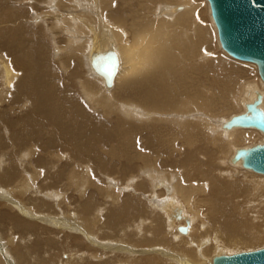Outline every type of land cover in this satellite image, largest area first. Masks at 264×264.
<instances>
[{"label":"bare ground","instance_id":"obj_1","mask_svg":"<svg viewBox=\"0 0 264 264\" xmlns=\"http://www.w3.org/2000/svg\"><path fill=\"white\" fill-rule=\"evenodd\" d=\"M3 1L8 8L14 0ZM35 1L36 4L26 0L27 3H34L35 5L42 0ZM120 2L119 5H116L114 0H48L38 7L41 11L37 13V17H40L44 12L48 13L47 16H49L46 22L42 20V15L38 18V23L41 24H36L34 27L40 32L45 33L44 27L50 26L52 29L48 31L55 32L60 29L67 36L74 37L73 40L79 39L72 41L67 38L64 48H61L58 42L53 41L58 49L56 56L59 57L56 62L59 70H73L69 72V76L68 74L63 75L65 77L57 76L55 70L57 71L58 68L55 69L52 63H46L47 55L44 52L47 51L45 45L48 44H45L46 42L40 43V40L35 39L38 35L35 30L32 29L34 34L32 39H30L32 34L25 32L26 27L22 24L15 31L9 27L0 30V40H5L11 47V49L6 50L17 53L8 56L13 62L6 58L7 52L4 53L3 51V56H0V103L5 107L4 113H0L3 121L1 124L4 126V122L14 121V125L11 126L12 130H10L13 143L0 145L8 147L10 150V153L0 150V206L5 205V202L6 205L9 203L13 208L19 210L20 215H23L22 217L28 219L32 217L31 219L36 221L35 224L25 220L18 221L16 225L18 224L25 231L35 232V229L40 226L39 223L50 224L58 229H64L67 225L70 226L69 231L71 233H78L81 238H86L90 243H95L94 236L85 229L96 228L101 219V207L97 206V212L94 211V215H91L93 216L91 221V218L88 219L85 216L87 209L85 208L83 212L79 213L81 215L77 218L76 224L72 220L75 218L69 216L72 207L71 204L67 203L65 216L61 217L59 223L53 224L46 217H42L44 218L42 219L31 214L34 212L32 207L25 209L15 203L14 200L7 199L10 197L9 191L12 188L9 186L5 190L3 181L11 183L15 180L24 189L30 188L40 191L38 185L41 183L39 181L44 168V165L41 164L48 161L51 164L60 163L63 160L62 153L57 151V148L48 147L38 138L33 139L36 134H39L44 123H50L51 128L42 127L43 135L46 133L48 140L56 146H59L60 141L83 143L85 144V151L88 152L91 147L86 139L83 140V137L88 138L91 133L96 140L103 139L102 142H114L115 145L108 149V154L122 158H136L133 160L148 161L149 159H156V156L160 158V155L163 156L160 154V148L164 149V147L168 148L170 154L175 152L183 154V149H195L197 143L201 142L210 148L209 154L202 153L210 158L211 161L207 162H214L213 155L216 149H218V153L225 152L227 155V164L225 159L216 157L218 162H215L221 166L215 170L220 175L217 174L214 177V175L209 174V170L205 169L206 171H204V168H197V166L192 165L195 162L194 157L197 159V156L200 155L198 150L197 153L190 155L186 152L183 156V168L185 169L182 171L184 173H180L182 171H179L178 168L174 170L157 169V163L143 161L142 167L146 168L145 170L148 172L147 174L145 171L142 172L145 174V181L137 182L134 178L125 184L127 187L130 185L135 196L143 194L149 203L154 198L153 195L156 196L157 199L153 201V204H149L152 211L149 210L150 208L148 209L145 200L140 199L142 196L134 197L123 208L127 210L120 212V216L115 214V218L118 221H124L128 215L134 222V218L138 217L137 219H139L148 213L149 216L153 214L150 218V224L145 226L147 222L142 221L138 226L128 224L120 228L121 230L124 229L122 231L123 237L127 241L131 239V243L128 242L130 246L123 244L122 246L119 245V248L109 246L104 249H108V253L114 255H117L115 251L124 252L123 255L126 258L118 256L116 264H203L198 258H201L205 264H212L215 256L209 254L211 249L226 254L229 253L227 249L234 245L257 243L264 240V232H260L261 229H259L262 227L259 226V220L264 213V202L260 200L264 196V175L260 176L261 174L257 175V173L254 174L255 172L245 169L241 161H233L238 149L263 144L264 133L254 128L234 127L229 129L224 126L234 116L246 113L247 104L254 102L258 94L262 95L260 108L264 110V82L259 76L257 65L246 62L255 65L256 71L255 67L250 64L242 63L244 61L239 62L252 67L257 77L254 81H245L244 79L239 81L241 77L249 73L252 74V69L237 64L239 60L235 62L236 59L233 60L234 58L223 50L228 57L221 54L213 57L203 52L202 47L207 44L209 35L207 30L202 28L197 20L193 19L192 14L196 3L191 0H120ZM172 3L173 6H171ZM56 4L59 6L58 12L54 8ZM63 4H67L65 9L61 8ZM126 5L129 8L128 11ZM28 6L24 5V7H17L13 10L8 9L5 15L0 16L2 17L0 24L14 22L17 20L16 17L19 19L30 17L28 8L31 9V7ZM85 6L86 9L82 10ZM63 13L67 14L66 17L62 16ZM12 19L15 20L12 21ZM61 34L62 32L57 31L53 35L58 40V35ZM210 34L214 36L212 31ZM84 35L89 38L81 37ZM47 36L46 34L45 37L47 38ZM1 43L2 41H0ZM83 50L86 51H84V56L89 73L98 81L87 76L84 78L81 76V69L84 65L82 66L81 57L76 55V52L80 51L81 53ZM108 51L115 52L119 61L112 87H107L105 78L92 67V59ZM66 55L70 58L65 59L64 56ZM229 57L232 59L230 60ZM55 77L59 78L61 83L54 81ZM101 82L107 91L103 90ZM230 97L233 98L230 99ZM230 100L233 101L231 104L236 106L237 114L215 118L218 116L217 114L225 111L223 108L226 109L229 106ZM90 109L96 113L115 116L118 119L116 129L108 132L104 123H101V120L98 122L96 116L89 113ZM133 110L139 114L132 116ZM17 111L20 114L26 112L23 117L17 118L16 122L14 117L18 114ZM210 117L213 118L210 119ZM16 127L17 130H15ZM7 131L9 132V130ZM144 131H147L149 145L155 147L153 149L156 153L144 154L138 148L137 138L143 135ZM52 132H54L55 137L50 136ZM208 133L211 135L208 136ZM251 134H256L259 138L242 144L244 139ZM0 138H3L1 133ZM15 143L18 145V150L17 146L14 145ZM150 149L152 148H147L145 152ZM76 151L79 150L76 149ZM9 154H11L13 162H18L16 166L6 163V166H3V160ZM169 157L172 159L171 162L178 159L174 156ZM69 163L72 165L71 168L75 165V161L72 162L71 160ZM229 167H231L232 172H230ZM18 170L21 171L20 174H18ZM191 170L197 176L190 175ZM235 172L244 174V177L251 181L248 183L252 186L241 182L233 184L230 180L225 181L221 179L222 177H218L227 175L232 178L236 174ZM210 173L212 172L210 171ZM60 175L61 172L57 176ZM69 175L75 189L78 186L85 187L80 184V181L79 184L75 181L73 177L76 176L75 168L71 170ZM173 176L178 180L175 181ZM199 177L202 185L185 183L187 179L194 182V180H199ZM164 178L170 184L166 183ZM114 183L113 185H116ZM147 187L148 193L146 191L142 193L141 189ZM163 187L165 191H163ZM259 189L263 190L262 193ZM108 191L105 193L109 194ZM44 194L45 200L51 201L44 203V205L51 207V205L54 206L55 200L58 201L56 198L62 192L60 193L54 188V190L44 191ZM12 197L15 198L16 196L13 195ZM162 198H164L163 203H161ZM253 200L258 202L256 204L259 205V208L249 204V201L252 202ZM58 202L55 204L56 207L63 203L61 199ZM51 208H46V210ZM92 208L89 209L88 206V210H92ZM29 209L32 212L28 211ZM203 209H205V215L201 213ZM74 212L72 211V213ZM162 223H164L165 230L161 233L158 227ZM107 224L112 225V222ZM136 224L138 223L136 222ZM179 227H187L188 232L186 234L181 233ZM175 235L179 236L173 240ZM68 236L69 239H74L76 245L80 243L83 246L81 239L73 238L70 234ZM8 240L17 246L13 243L12 238ZM118 240L120 241L119 238ZM52 241L54 242V240ZM258 246H262V244ZM252 248H245L247 250L234 248L227 255L251 251L249 249ZM13 250L16 257L22 262V258H24L22 251ZM0 253L5 259L3 260L0 256V264H9L6 250L0 248ZM74 256L73 254L70 255L69 261H64L63 264L77 262L81 264L84 261V258L79 257L76 260ZM43 263H46L45 260L41 261V264ZM87 263L91 264V262Z\"/></svg>","mask_w":264,"mask_h":264},{"label":"rangeland","instance_id":"obj_2","mask_svg":"<svg viewBox=\"0 0 264 264\" xmlns=\"http://www.w3.org/2000/svg\"><path fill=\"white\" fill-rule=\"evenodd\" d=\"M21 1L22 0H14L12 2L13 4L9 5L8 8H7L6 3L3 0H0V16L1 15H5L7 13L8 9H12L13 10V9H16L17 7H24V5L27 6V7H29L28 5H30V7H31V9L28 8L30 17H27L25 19H23V18L19 19L18 17H16L15 19H17V20L12 19V21L15 20L14 22L5 23L3 25L0 24V30H2V28H4V27H9V28L12 29V31H15V29L20 27V25L22 24V25H25L24 27L27 28V29L25 28V30H26L25 32H27L29 34H32L30 39H32L34 37L33 30H35V32H37V34H38L35 39L37 41L40 40V43L41 42L42 43L46 42L45 44H48V45H45L48 48L46 47L45 50H47V51L44 52V54L47 55L46 63H48V64L52 63V65L54 66L55 69L58 68L57 69L58 72L55 70V73L57 74V76H59V75H62V76L65 75L66 76V74H68V76H69V72L73 71L72 69H69V71H67V70L66 71H63V70L60 71L59 70L60 68H59V66H58V64L56 62L57 58L59 57V56H56V53L58 52V49H57V45L54 44L53 41L58 42L59 46L61 48H64L66 43H67L66 42L67 38H70L72 41H76V40H79V39L73 40V39H75L74 37L67 36L62 30L59 29L57 31L58 32H62V34L58 35V40H56V37L53 34H55V32H57V31H55V32L54 31H48V30L52 29V27H50V26H48V28L44 27L45 33H43V31L40 32L39 29L34 27L36 24H41V23H38L39 22L38 18H40L41 15H42L41 18H42L43 21L46 22L47 19H49V16H47L48 13H46V12L41 14L40 17H37V13H40L39 11H41L40 9H38V7L40 5H43V3H46L48 0H42L43 2L41 1L42 3L40 2L41 4L39 3L37 5H35L36 4L35 0H28L30 2H34L35 4L34 3H31V4L27 3L26 0H23L22 2ZM183 1H188V0H183ZM191 1L196 3V6L194 7L193 14H192L193 19L197 20V22L200 24V26L207 30L208 35H209L208 42H207V44H205L202 47V51L207 53V54H210V56H213V57H216V56H218L220 54L223 55V56H227L228 57V55H226L222 51L221 45L219 44L217 29H216L215 24L213 22V19L211 17L210 8H209V4H208L207 0H191ZM68 2L72 3L70 1H68ZM114 3L116 5H119L121 2H120V0H114ZM63 5H61V8L65 9L64 7L67 4H65L64 6ZM173 5L174 4L172 3L171 6H173ZM54 8L57 11V8H59V6H57V4H56V6ZM85 9H86V6L82 10H85ZM126 10L127 11L129 10L127 5H126ZM163 14L167 15V13H163ZM66 15L67 14H65V13L62 14L63 17H66ZM167 16H169V15H167ZM0 18H2V17H0ZM9 20H11V19H9ZM17 21H19V22L17 23ZM23 23H25V24H23ZM210 31H212V34L214 36H211ZM46 34L48 35L47 38L45 37ZM81 37L86 38L87 35H84V36H81ZM87 38H89V37H87ZM0 41H2V43L0 44V56H3V54L6 53V52H7L6 53V56H7L6 58H8V56L11 55L12 53H14L12 55H15L16 52H9V51L6 50L8 48L11 49V47L7 44V42L5 40H0ZM39 44H36V45L39 46ZM62 45H64V46H62ZM48 49H50V50H48ZM85 50H86V48H85ZM85 50H83L81 53H80V51L76 52L77 53L76 55H79L81 57L82 66L84 65L82 67V69H81L82 70L81 71V76L83 78H84V76H87V77H90L91 79H93L95 81H98L95 78H93L90 75V73H89L88 65L85 62V56H84V53L86 52ZM3 51H4V53H3ZM64 57H65V59H69L70 58V56H68V55H66ZM8 59H10V61H11V58H8ZM72 59H74V58H72ZM231 59L232 58H230V60ZM86 60H87V58H86ZM233 60H235V59H233ZM236 61L237 60H235V62ZM11 62H13V61H11ZM239 62H241V61H238L237 64H239L241 66H245V67L247 66V68L249 67V69L251 68L252 71H253L252 74L248 72L249 74H247L246 76L241 77L239 79V81L242 80V79H244L245 81L246 80L247 81L256 80L257 77H256L255 70L252 67H250L249 65H246V64H250V63L242 62V63H246V64H242V63H239ZM250 65L255 67V65H253V64H250ZM255 69H256V67H255ZM256 71H257V69H256ZM0 75H1V72H0ZM65 76H63V77H65ZM245 77H247V78H245ZM54 81H57V82L61 83V80L59 78H57V77H55ZM258 81H259V78H258ZM101 85H102L103 90L107 91L104 88L102 82H101ZM232 91H233V89H232ZM10 94H12V93H10ZM232 98L233 97H230V99H232ZM232 102L233 101L230 100L229 101V106L226 109L223 108V110H225V111L217 114L218 116H215V118L227 117L228 115H231V114L234 115L238 110H237L235 105L231 104ZM239 106H240V104H239ZM4 111H5V107H3V105L0 103V113H4ZM25 112L26 111H24L22 114H20L17 111L18 114L14 117L16 122H17V118L23 117ZM89 113L95 115L96 116V120L98 122H100V120H101V123H104V126L106 127V130L108 132L114 131L116 129V127L118 126V123H117L118 119L115 116H113V115L109 116V115H105V114L100 113V112L96 113L95 111H93L91 109L89 110ZM137 113H138L137 111L133 110L132 111V116L134 114H137ZM211 118H213V117H210V119ZM69 120H70V118H69ZM2 122H3L2 118L0 117V133L3 136V138H0V145L12 144L13 141L11 140V131L10 130H12L11 126L14 125V121H11L10 123H7V121H6V122H4V126L1 124ZM5 123H7V124H5ZM42 127L43 128H46V127L47 128H51V124L50 123H44ZM42 127H41V130H40L39 134H36L35 137H33V139L34 138H38L44 144H47L48 147L57 148L56 150L62 153L63 160L60 163L51 164V162L48 161V162H43L41 164V165H44L43 175L40 177V181H39L41 183L38 185L40 187L39 190L41 192L40 191H36L34 189H30V188L24 189L22 187V185L19 182L17 183L15 180L13 182H11V183L3 181L4 182V184H3L4 187L3 188L5 190H7L9 186H10V188H12L9 191L10 197H7V199L12 200V201L14 200L15 203H17L20 206H23L25 209L32 207V209H34L33 210L34 212H32L31 209L28 210V211L32 212L31 214H35L37 218H42V217L45 218L46 217V218H48V221L49 222L51 221L53 224L54 223L55 224L59 223L61 217L65 216V214L67 212V206H68L67 203L71 204L72 208H70L71 209V214H69V216L75 218V219H72V220L76 224H77V218L80 217V215H81V214L79 215V213L81 211L83 212L85 208H87L86 211H85V216L88 219L91 218L90 219V221H91V220H93L92 219L93 216H91V215L92 214L94 215V211H95V213L97 212V206L101 207V209H102L101 210L102 213L100 215L101 219H100V222H98V225H96V228L92 227L90 230L85 229L88 233H90V234H92V236H94L93 237L94 241H95L94 244L90 243L88 240H86V238L85 239L81 238V236L78 233H71L69 231L70 226H67V225L65 226L66 229L65 228L64 229H58V228H56V227H54V226H52L50 224L48 225V224H45V223H39L40 226H38L35 229V232L34 231L29 232V231H25L18 224L16 225V223L18 221H20V220H25V221H28L30 223H34L35 224L36 221L31 219L32 217H29V216H28L29 219L25 218V217H22L23 215L22 216L20 215L19 210L13 208L11 205H9V203H8V205H6L5 200H3L5 202L4 203L5 205L0 206L1 207L0 208V218H1L0 219V248L6 250V252H7L6 255L9 258V264H14V263L15 264H17V263L18 264H41L42 260H45V262H46V263H43V264H63L64 261L65 262L69 261L68 258L72 254L75 255L74 259H76V260H78L79 257L84 258V261L81 264H88L87 262H91V264H96V263L97 264H116L117 260H118V256L124 257V259H125L126 257L123 255V253H124L123 251H115V253L117 255H114L113 253H108L109 252V251H107L108 249L105 250L104 248L105 247H109V246H113V247L119 248L123 244H125L126 246H128V245L130 246L129 243H131V239H128V241H127L123 237L124 234H123L122 231L124 229L121 230L120 228L125 227L128 224L129 225L130 224H134V226L135 225L138 226L142 221L144 223L147 222V223H145V226L147 224H150V218H151V215H153V214H151L149 216L148 213H145V216H144L145 218L144 217H140L141 219L140 218L137 219L138 217L134 218V220H135L134 222L128 215L124 218L125 219L124 221H120V220L118 221V219L115 218V214L120 216V212H122L123 210H127V209H123V208H125L126 203L128 201L133 200L134 197L139 198V197L142 196L140 199L143 200V201L145 200L144 202H146L148 204V206H147L148 209L150 208L149 204L152 205L153 201L157 199L156 196L153 195L154 198L149 203L148 199L143 197V194L135 196V194L133 193L134 191L131 190L130 185L127 187L126 184H125L128 180L130 182L134 178H135L134 180H137V182L138 181L139 182L145 181L144 175L147 174L148 172L145 170L146 168L142 167L141 163L144 160H133V159H136V158H133V157L132 158H130V157H123L122 158V157H118V156H115V155H112V154H108L107 151H108V149L114 147V145H115L114 142L113 141H103L102 142L103 139H101L100 141L96 140V139H94L92 137L91 133H90V136H88V138L86 136L83 137V140L86 139L87 143L90 144L89 146L91 147V150L88 151V152L85 151V144H83V143L77 144V143H72V142H69V141H66L64 143V142L60 141L59 146H56V144H54L53 142H50L48 140V138L46 136V133H44V135H43ZM7 130H9V132ZM15 130H17V127L15 128ZM55 130H56V128H55ZM258 134H259V132H258ZM210 135L211 134L208 133V136H210ZM251 135H253V136H251ZM251 135H248L246 137V139H244L245 141L242 142V144L249 143V142L254 141V140L259 138V136L256 135V134H251ZM50 136L51 137H55L54 132L50 133ZM28 137H30V136H28ZM147 137H148L147 131H144L143 135L138 136V138H137V140H138V142H137L138 148L144 154H148L149 152L156 153L155 149H153L155 147L149 145ZM29 141H31V140H29ZM242 144H240V145H242ZM14 145L17 146V150H18V145L16 143ZM147 148H152V149H150V150L145 152V150H147ZM76 149H78L79 151H76ZM0 150L9 151L8 153H10V150L8 149V147L0 146ZM183 150H182L183 154H180L178 152H175L174 154H170L168 148H166V147H164V149L160 148V154H163V156L160 155L159 156L160 158H158V156H156V159H149L148 161H144V162H150L151 161V162L157 163V166H158L157 169L158 168H164V169L174 170L175 168H178L179 171H182V170L185 169V168H183V160H184L183 156L186 154V152H188L189 155H190V154L197 153V150H198L200 155L197 156V159L194 157L195 162H193L192 165L197 166V168H204V171H206L205 169L209 170V174L210 175H214V177H215V176H217V174L220 175V173H218L216 170H217V167L219 168L221 166L219 163H218L219 164L218 165L215 162V161H217L216 159L222 158L223 160L225 159L224 161H226V158H227V155L225 154V152H223V153L219 152L218 153V149H216L215 152H214V155H213V158H215L214 162H211V163L207 162V161L210 160V158H208V155L206 157L202 153L206 152V153L209 154L210 153V148L208 146H206L205 144L201 143V142L197 143L195 149L191 148L189 150V148H185ZM10 155L11 154L7 155V158H5L3 160V163H4L3 166H6L5 163L8 164V165L12 164L14 166H16L18 164V162H13L12 161V157ZM167 155H169L171 157L172 156L178 157V159L176 161L174 160V162H171L172 159L169 156H167ZM166 156L169 159H167ZM217 156H218V158H216ZM32 160H33V158H32ZM71 160H72V162L75 161V165L72 168H71L72 165L69 163ZM197 160H199V161H197ZM208 164H210L211 167L208 166ZM226 164H227V161H226ZM231 167H229L230 172H232L231 171ZM73 168H75V175L76 176H73L75 178V181H77L78 184H79V181H80V184L84 185L85 187L78 186V188L75 189V187L73 185V181L70 180V175H69ZM238 169L244 170V169H241V168H238ZM223 170H224V168H223ZM143 171H145L146 173L142 174ZM210 171L213 174L210 173ZM244 171L246 172L247 170H244ZM20 172L21 171L18 170V174H20ZM60 172H61V175L57 176L58 173H60ZM247 172L253 173V172H250V171H247ZM180 173H184V172L182 171ZM235 173L236 174L232 178H229L227 175L226 176H218V177H222L221 179H223L225 181L226 180H230L231 183L233 182V184L234 183L238 184L239 182H241L242 184L246 183L247 185L252 186L250 183H248V182H251V181L247 180V178L244 177L245 176L244 174L237 173V172H235ZM189 174L192 175V176H197V174H195V172L193 170H191L189 172ZM254 174H256V173H254ZM172 175H175V174H172ZM257 175H259V174H257ZM107 176H109V177H107ZM260 176H263V175H260ZM173 177L175 178V181L178 180L175 176H173ZM129 178H131V179H129ZM93 180H94V182H93ZM164 180L166 181V183L170 184V182L167 179L164 178ZM200 180H201L200 177H199V180H194V182L193 181L191 182V180L187 179L185 181V183H194V184H197V185H202V182ZM86 182H88V183H86ZM113 182H115L114 184H116V185H113ZM14 186H16V187L13 188ZM18 186H19V188H17ZM54 188L57 191H59L60 193L62 192V194H59L57 196V198L56 197L55 198L58 199V201H60V199H61L62 202L65 201V200L67 202L65 201L66 204H65V202H63L61 205L56 207L55 204L59 203V202L54 199L55 200L54 201V206L51 205L52 208L51 207H47V206L44 205V203L51 202V201L50 200H45L44 191L54 190ZM98 188H99V190H98ZM263 189H264V187H263ZM21 190H23L22 191L23 194L21 193ZM101 190H102V192H101ZM103 190H105V191H103ZM108 190H110L111 192L108 191ZM141 190H142V193H144V191L147 192L148 187L146 189H141ZM15 191H17V192H15ZM106 191L109 192L110 196H109V194H106L107 193ZM163 191H165V188L163 189ZM259 191H261V193H262L263 190L259 189ZM65 192H67V193H65ZM138 193H141V192L138 191ZM11 194H13L16 197L15 198L12 197L13 195H11ZM19 194H22V195L19 196ZM111 194H112V196H111ZM146 196H148V194H146ZM203 196H205V195H203ZM20 197H21V199H20ZM17 198H19V199H17ZM161 200H162L161 203H163L164 202L163 201L164 198H162ZM260 200L261 201L263 200V202H264V196L262 198H260ZM25 201H26V203H25L26 205L24 204ZM179 201H182V200L179 199ZM255 201L256 200H253L252 202L249 201V204L251 203L252 205H254V206L259 208V205L256 204L258 202H255ZM2 204H3V202H2ZM92 204H94V205H92ZM88 206H89V209H91L93 207L92 210H88ZM99 207H98V209H99ZM46 208H51V209L50 210H46ZM12 209H14V210H12ZM149 210H151V208ZM72 211H75V212L72 213ZM90 211H91V213H90ZM201 213L203 215H205V209H203ZM87 215H88V217H87ZM69 216L67 215V217H69ZM146 216H148V217H146ZM44 218H42V219H44ZM262 219H264V213L262 214V218L259 220V226H262V227H259V229H261L260 232H264V227H263L264 226V221H262ZM110 221L112 222V225H108L107 224V223L110 224ZM136 222L138 224H136ZM255 223L258 224L257 221H255ZM158 229H159V232L162 233L163 230H165L164 229V223H162L158 227ZM41 230H43V231H41ZM69 234L73 238L78 237L79 239H81L82 242H83V246H81L82 244H80V243L76 245V242L74 241V239L73 240L69 239V236H68ZM97 234H98V236H97ZM176 236L177 235L173 236V240L174 239L176 240L179 235L177 237ZM10 238H12L13 243L15 245H17V246H14L13 244H11V242H10L11 240H8ZM118 238L120 239V241L118 240ZM123 239H124V241H123ZM52 240H54V242ZM96 243H97L98 246L96 245ZM261 244H262V246H258V245H261ZM250 247H253V248L249 249V250L259 249V247L262 248V247H264V240H261V241H259L257 243H246V244H241V245L240 244L239 245H234L232 248H228L227 252H229V253L232 252L230 250L234 249V248L235 249L242 248V250H247L245 248H250ZM29 248H31V249L28 250ZM13 249H18V250L22 251L23 256H24V258H22L23 259L22 262L16 257ZM180 253H182V252H180ZM229 253L223 254V253H221V252H219L217 250H214V249H211L209 251V254L212 255V256L227 255ZM88 255H89V257H88ZM125 255H126V253H125ZM0 256L3 258L2 254ZM90 256L93 257V258H91ZM102 257H104V258H102ZM199 259L203 262V264H205L204 261L201 258H198V260ZM3 260H5V259L3 258ZM121 260H123V259H121ZM78 263L79 262L74 263V264H78Z\"/></svg>","mask_w":264,"mask_h":264},{"label":"water","instance_id":"obj_3","mask_svg":"<svg viewBox=\"0 0 264 264\" xmlns=\"http://www.w3.org/2000/svg\"><path fill=\"white\" fill-rule=\"evenodd\" d=\"M211 17L217 28L221 48L230 57L254 63L264 82V0H207ZM119 61L115 52H105L92 59L93 69L112 87ZM262 95L247 104V111L234 116L226 128H254L264 133V110L260 108ZM234 162H242L245 169L264 175V143L237 150ZM181 233L187 227H179ZM212 264H264V247L232 255H217Z\"/></svg>","mask_w":264,"mask_h":264}]
</instances>
